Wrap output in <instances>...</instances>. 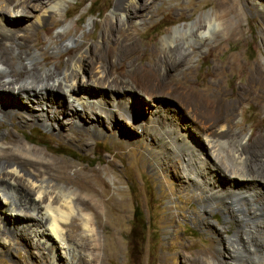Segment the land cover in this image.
Masks as SVG:
<instances>
[{
    "label": "rangeland",
    "instance_id": "374dc122",
    "mask_svg": "<svg viewBox=\"0 0 264 264\" xmlns=\"http://www.w3.org/2000/svg\"><path fill=\"white\" fill-rule=\"evenodd\" d=\"M229 1L231 6L242 4L237 12L230 6L227 13V19H238L237 27L229 35L216 28L214 37L204 45L184 33H178L168 42L166 37L186 25L203 22L206 15H214L217 0H157L151 10L146 11L145 18H139L130 31L136 46L141 47L139 54L133 53L130 45L123 41L107 42V52L96 51L101 59L93 68L102 66L108 78L101 86H116L119 91L124 86L132 87L134 99L143 100H134L129 113L119 110L102 118L82 117L84 129L77 128L70 116H63L59 122L64 123L66 129L60 134L19 116L0 118V143L22 142L41 149L48 158L60 163L54 169L63 173L54 182L95 196L103 205L102 211L90 205L99 220L96 226L102 240V249L97 251L101 256L92 264H209L210 261L229 264L233 257L237 263L244 262L240 256L230 255L228 248L240 230L241 218L226 220L224 201L210 202L204 189L185 178L187 158L179 150L164 151L158 141L163 129L176 132L181 128L180 110L181 116H186L188 123L192 122V134L197 135L196 130L207 125L208 114L183 109L190 106L186 91L211 98L212 94L227 89V98H230L237 86L245 83L253 67H260L264 75V6H260L264 0ZM114 5L115 0H71L67 14L55 15L53 21L59 20V24L49 36L44 27L32 31V35L38 41L44 37L43 47L56 58L64 49L54 48L68 44L70 39L76 41L70 48L79 44L97 46L102 44L101 37L107 19L113 16ZM60 33L67 35L65 40L59 37ZM87 47L82 52H86ZM182 47H189L190 62L170 70L169 50ZM30 51L32 57L28 59L43 61L41 52L33 44ZM66 60L61 62L64 64ZM15 63L19 62L15 60ZM58 63L52 61L45 69L56 67ZM133 65L156 69L153 72L160 77L152 89L154 95L143 93L142 87L127 76ZM77 79L83 82L81 74ZM82 87L90 90L86 85ZM246 88L252 94L260 90L253 85ZM118 94L120 98L125 95L124 92ZM260 95L258 100L256 96L244 100L228 122L227 128L243 138L244 143L264 137V90ZM149 126H153V132L145 131ZM8 131L11 134L6 136ZM12 159L27 173L39 174L36 165H27L24 157L13 155ZM17 244L13 240L10 252L0 250V264H51V258L42 247H32L33 251L25 242ZM88 250L80 247L74 264H89ZM62 252L59 253L65 256ZM65 261L66 257H62L60 264Z\"/></svg>",
    "mask_w": 264,
    "mask_h": 264
},
{
    "label": "bare ground",
    "instance_id": "6f19581e",
    "mask_svg": "<svg viewBox=\"0 0 264 264\" xmlns=\"http://www.w3.org/2000/svg\"><path fill=\"white\" fill-rule=\"evenodd\" d=\"M70 1L0 0L2 120L19 116L23 120L41 123L43 127L54 129L60 134L66 129L64 123L59 122L63 116H70L77 128L84 129L82 117L102 118L119 110L129 113L133 109L134 100L140 99H134L135 89L132 87L124 86L123 90L119 91L115 89L116 86L111 88L107 85L101 86L108 79L106 70L101 68L102 66L93 67L101 59L96 51L100 49L108 51L105 47L107 42H127L133 53H140L141 47L136 46L130 31L139 18H145L146 11L151 10L157 0L151 2L115 0L113 16L107 19L101 37L102 44L97 46L79 44L70 48L71 43L76 44L74 39H70L68 44L64 43L54 48L64 49L56 58L43 47L46 42L44 37L38 41L34 39L32 31L44 27L49 36L59 24V20L53 21L55 15L67 14ZM263 3H260V6H264ZM230 6L229 0H217L214 15H206L203 22L175 30L166 37V41L179 35L178 33H184L191 36L192 41L194 39L203 44L214 37L213 32L216 28L217 30L221 28L224 35L231 34L239 21L227 19ZM240 7L241 3H234L231 10L237 12ZM66 36L64 33L59 34L62 40H65ZM32 44L41 52L42 62L36 58L28 59L32 57L30 51ZM85 47L87 51L82 52ZM168 53L167 63L172 65L169 67L170 70L190 62L192 55L189 47L170 49ZM64 58L67 60L63 64L61 61ZM15 60L19 63L16 64ZM24 60L29 61L24 63ZM55 60L59 61L56 67L45 69V66ZM147 67L133 65V70H130L127 76L133 79V83L142 87L143 93L153 94L152 89L160 76L155 75L154 69ZM248 72L245 83L237 86L233 97L230 98H227L229 96L227 89L212 94L211 98L199 95L195 91H186L191 107L187 105L188 107L183 109L189 112L193 109L205 112L204 115L208 114L207 125L204 124L196 130L197 135L192 134V130L194 131L191 127L192 122L188 123L186 116H181L180 110L178 115L181 118V128L176 132L163 129L158 141L164 151L179 150L183 157L187 158L183 171L185 178L204 189L210 202L224 201L226 220L241 218L240 230L233 236L228 247L230 255L240 256L244 261L241 264H264V137L259 141L252 138L250 142L244 143L243 138L230 127L227 128L229 120L244 100L252 99L254 96L257 100L262 97L260 95L264 90L262 70L260 67H253ZM78 74H81L83 82L77 79ZM22 75H25L24 79ZM83 85L90 90L84 89ZM248 85L258 87L260 92L257 90L258 93H250L246 88ZM122 92L125 95L120 98L121 94L118 93ZM144 103L146 104V101ZM177 110L174 111L177 113ZM152 127L149 126L145 131L151 132ZM10 134L8 131L6 136ZM13 155L24 157L25 163L29 166H32L30 163H34L39 174L34 171L27 173L22 166L13 162ZM3 159L7 162H3ZM59 165V162L48 158L41 149L28 143H0V250L10 252V246L13 240H16L19 244L25 242L31 249L42 247L51 258V264H60L62 257H66L63 263L74 264L79 256V248L85 247L89 249L88 259L89 264H92L99 255L97 251L102 247V240L96 226L99 220L90 210V205H95L99 211L104 207L95 196L54 182L61 177L62 171L54 169ZM60 251L66 255L62 256ZM234 260L233 257L232 263L229 264H240ZM221 262L208 263L223 264Z\"/></svg>",
    "mask_w": 264,
    "mask_h": 264
},
{
    "label": "trees",
    "instance_id": "16d2710c",
    "mask_svg": "<svg viewBox=\"0 0 264 264\" xmlns=\"http://www.w3.org/2000/svg\"><path fill=\"white\" fill-rule=\"evenodd\" d=\"M28 140V139H27ZM29 142L31 141V140H28ZM144 230H145V227H144V229L142 230V232H143V235H144Z\"/></svg>",
    "mask_w": 264,
    "mask_h": 264
}]
</instances>
